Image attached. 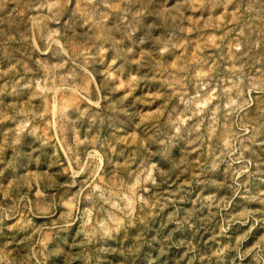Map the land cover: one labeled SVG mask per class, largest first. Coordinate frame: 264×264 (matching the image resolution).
Listing matches in <instances>:
<instances>
[{
    "label": "rangeland",
    "instance_id": "374dc122",
    "mask_svg": "<svg viewBox=\"0 0 264 264\" xmlns=\"http://www.w3.org/2000/svg\"><path fill=\"white\" fill-rule=\"evenodd\" d=\"M0 264H264V0H0Z\"/></svg>",
    "mask_w": 264,
    "mask_h": 264
}]
</instances>
